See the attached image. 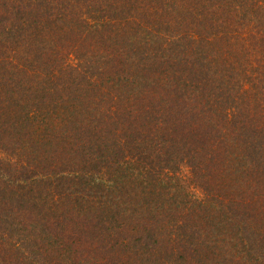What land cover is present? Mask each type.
<instances>
[{
  "label": "trees",
  "instance_id": "16d2710c",
  "mask_svg": "<svg viewBox=\"0 0 264 264\" xmlns=\"http://www.w3.org/2000/svg\"><path fill=\"white\" fill-rule=\"evenodd\" d=\"M0 264H264V0H0Z\"/></svg>",
  "mask_w": 264,
  "mask_h": 264
}]
</instances>
